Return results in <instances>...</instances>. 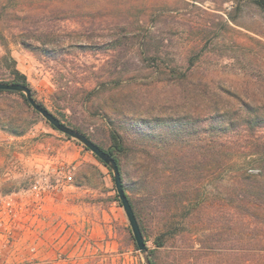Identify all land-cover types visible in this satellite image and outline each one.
Returning <instances> with one entry per match:
<instances>
[{
    "label": "rangeland",
    "instance_id": "obj_1",
    "mask_svg": "<svg viewBox=\"0 0 264 264\" xmlns=\"http://www.w3.org/2000/svg\"><path fill=\"white\" fill-rule=\"evenodd\" d=\"M7 51L63 123L105 150L121 133L149 251L136 243L113 170L21 95L3 93L0 264H264V208L254 198L263 177L245 174L264 168V128L244 127L241 141L217 151L206 139L216 86L239 97L229 116L250 106L264 115L256 0H0V57ZM187 71L182 88L166 80ZM10 110L23 135L2 127ZM174 121L205 140L152 138Z\"/></svg>",
    "mask_w": 264,
    "mask_h": 264
},
{
    "label": "trees",
    "instance_id": "obj_2",
    "mask_svg": "<svg viewBox=\"0 0 264 264\" xmlns=\"http://www.w3.org/2000/svg\"><path fill=\"white\" fill-rule=\"evenodd\" d=\"M256 3L260 6V8L264 11V0H256ZM3 65V67L6 69L8 68V72H0V82H7V83H21L26 86H28L32 93L33 89L28 81L27 76L21 72L17 66H16V61L12 57V55L7 51L5 54H3L0 57V66ZM175 70H172V73H175ZM172 73H168L167 76L168 78L166 80L170 81V83H175L176 85L179 86L181 85L186 79H189V74L191 73L190 71L184 72L182 77L183 81L179 82V79L182 77H179L177 75H174ZM184 84V83H183ZM195 83L192 82L190 87L193 91H195L194 86ZM201 86V85H200ZM199 86V87H200ZM179 87H184V86H179ZM196 92V91H195ZM3 93H8V94H19L21 95L24 100L27 102L29 106H32L28 99L26 98V95L22 92H16V91H9V90H0V94ZM208 93V92H207ZM209 97L208 94L206 96L207 102H208V111L207 113L209 114L210 117V125L211 128L208 131L209 137L206 138L209 142L210 148H212L213 151H217L218 148L222 147H232L235 145V143H238V141H241L240 139H237V137L240 135L243 138L244 136V131H246V127H249L250 130L252 131L251 134L255 133L256 130H259L261 128H264V115H259L258 110L252 106L248 108H243L240 113H237L234 116H229L227 114L233 105L235 101L239 100V97L231 93L228 89L224 87H217L214 91L209 92ZM35 98V97H34ZM41 105L45 107V105L41 102H39ZM12 108L15 105L9 104ZM46 108V107H45ZM36 112H38L36 110ZM39 113V112H38ZM246 113L249 114V116L246 115ZM22 114V113H21ZM2 115L5 117L7 123L2 124V127L8 128L11 133L15 135H23L26 132V127H22L21 124V118L20 115L19 117L14 116L13 111H7L2 113ZM174 128L170 133L167 134H162L161 135H156L152 136V138H158L160 141H167L175 144V143H180V144H185L188 143V145H192L194 143H201L205 140V137H199L196 138V133L195 131L193 132H188L187 129H189V123H181V122H173ZM53 126V125H52ZM181 126H186V127H181ZM54 127V126H53ZM245 127V128H244ZM55 128V127H54ZM56 129V128H55ZM187 132H186V131ZM233 130H237L236 135H232L231 133ZM231 132V133H230ZM112 136V145L110 148L107 150L109 151L112 156L115 158L117 161L121 174H122V179L124 183V187L126 190V193L132 203V206L134 208V211L137 216V211H136V206L135 202L133 201V198L128 192L127 185L124 181V172H125V166L122 163L121 157L119 156L120 154H124L125 156L129 157V147L126 144L123 136L121 133H119L116 130H113L111 133ZM206 146V144L202 145ZM200 146V147H202ZM88 149V148H87ZM89 150V149H88ZM104 165L108 166L106 163H104L99 157H97ZM245 174L247 178H254L258 179L260 176L263 177L261 178L262 184L258 185L259 186V193L254 195L255 200L257 201V205H263L264 208V168L258 172L257 174L250 173L248 171H245ZM256 186V184H255ZM138 217V216H137ZM138 219V218H137ZM160 238L158 239V246H163L164 242L163 239L159 241ZM148 263L149 264H157L154 259L148 258Z\"/></svg>",
    "mask_w": 264,
    "mask_h": 264
},
{
    "label": "water",
    "instance_id": "obj_3",
    "mask_svg": "<svg viewBox=\"0 0 264 264\" xmlns=\"http://www.w3.org/2000/svg\"><path fill=\"white\" fill-rule=\"evenodd\" d=\"M0 90H9L24 93L32 107L39 113H41L56 129L70 136L71 138H75L82 142L89 150H91L97 157H99L113 170L116 189L121 204L130 221L136 243L143 254L148 253L149 249L145 241L143 232L141 230L139 221L137 219L136 213L132 206V203L126 193L119 165L115 158L112 156V154L102 148L97 143H95L94 141H92L86 134L63 123L58 117H56L51 111L41 105L34 98L33 93L28 86L21 83L0 82Z\"/></svg>",
    "mask_w": 264,
    "mask_h": 264
}]
</instances>
